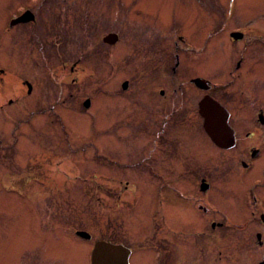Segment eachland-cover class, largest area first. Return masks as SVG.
I'll return each mask as SVG.
<instances>
[{"label":"rangeland","instance_id":"374dc122","mask_svg":"<svg viewBox=\"0 0 264 264\" xmlns=\"http://www.w3.org/2000/svg\"><path fill=\"white\" fill-rule=\"evenodd\" d=\"M25 10L33 20L9 27L10 19ZM236 29L264 33V0H0V137L6 146L16 140L0 158V264H85L96 241L129 239L137 245L150 237L155 228L139 234L144 213L138 203H131L124 184H118L134 177L142 193L146 190L141 178H148L132 169L145 139L138 92L166 88L165 100L173 94L180 97L175 104L179 118L186 120L182 128L193 131L188 121L197 118L193 105L202 93L189 78H208L217 85L212 94L222 100L225 64L236 50L258 59L264 51V41L257 45L251 37L232 46L230 35ZM109 33L119 36L113 47L102 41ZM181 37L175 51L173 43ZM174 54L180 63L176 76L169 78ZM24 79L33 83V97L22 87ZM248 86L245 95L250 94ZM86 99L88 109L83 106ZM10 100H15L13 105H8ZM131 140L136 148L130 153ZM211 146L205 157L212 165L207 182L212 191L218 188L212 201L232 213L257 193L237 185L236 171L234 178L222 182L230 161L240 169L243 160L230 159ZM34 163L40 171L36 175L31 172ZM255 165L251 175L261 179L264 193V159ZM45 171L47 186L41 185ZM18 179L19 189H12ZM77 230L90 240L76 238ZM237 240L227 239L238 249L227 264H252L253 250H239ZM191 243L182 250L186 264L203 246ZM151 246L154 250V239ZM256 252L260 257L264 249ZM142 263L149 264L145 259Z\"/></svg>","mask_w":264,"mask_h":264},{"label":"flooded vegetation","instance_id":"af4514ba","mask_svg":"<svg viewBox=\"0 0 264 264\" xmlns=\"http://www.w3.org/2000/svg\"><path fill=\"white\" fill-rule=\"evenodd\" d=\"M25 12L28 10L10 19V22L15 21ZM9 27L12 28V26ZM232 35L240 37L235 39ZM263 35L264 33L260 34L251 29L243 31L236 29L230 35V43L232 46H237L244 40V37H251L253 38L252 42H257L259 45L264 41ZM118 41L119 36L114 45L103 43L108 47H113ZM178 41L183 42L182 37L174 41L175 51L178 50ZM236 52V55L232 56L225 64L227 75L222 77L225 81L220 84V89H223L222 100L212 94L217 85L207 80L208 78L191 76L188 80L194 89L202 93L200 100L208 96L222 107L224 111L222 123L226 124L228 129L226 132L229 133L227 135L232 132V143L226 148L215 145L205 131L204 119L200 115L198 107L200 100L196 105H193L194 115L197 118L188 121L195 127L191 131V129L182 128L186 126L184 123L186 120L179 118L175 104V101L180 98L179 94V98H174L175 94H173L165 100L164 97L168 94L166 88L149 92L148 87H143L138 92L137 100L141 105L140 110L144 112L141 126L145 127V131H142L145 134V139L142 143L139 163L133 164L132 169L141 171L144 177L148 178V180L141 178V185H145L146 190L142 193L143 190L134 177L120 180L118 184H124V189L132 198L131 203H138L144 213L143 226L140 228L139 234L145 235L144 229L149 226L155 228V232L150 237L147 236L149 240L142 237L137 245L129 239L116 243L109 239L99 240L122 245L129 250V264H143L142 260L144 259L149 264H186L185 253L182 250H187V243L190 242H192L191 244L201 242L203 245L199 247L201 251L193 255L191 264H213L216 259L219 264H227V260L234 254V250H238L234 247L235 244H228L227 239L228 241L238 239L237 241L242 247L239 250H253L251 252L253 255L252 264H264V254L259 257V253L256 252V250L264 249V196L260 194V192L264 194L260 191L263 184L258 176L251 175L256 166L255 162L264 159V55H262L264 51L260 52L259 59L257 54L246 57L241 49ZM174 59V67L167 73L169 78L176 76L175 69L179 67V55L174 54ZM181 67L184 73V68L187 65L182 63ZM73 70L70 68L71 72ZM176 74H179L177 70ZM0 75H3L2 70H0ZM195 80L196 82H194ZM247 81L250 84L249 95H245L249 88ZM1 83L2 81H0ZM124 83L127 84V82ZM122 85V90L126 91L128 84L126 89H123ZM24 86L27 96L33 97L35 90L33 83L24 79L22 87L24 88ZM45 87L47 88L46 85ZM188 99L189 97L186 100ZM14 101H8V105H13ZM157 101L158 104L154 107L153 104ZM2 110L3 105L0 104V111ZM43 116L46 119L44 127H47L45 110ZM146 122L152 124L147 126L144 124ZM131 141L133 144L130 143V153L133 150V145L136 148V142ZM4 142L0 137V158H4L6 147L9 146L7 151L11 152L13 142L14 146L16 144V140H13L12 146H6ZM211 145L230 159L240 158L243 160L240 162V169L234 168L235 162L230 161V167L223 171L224 181L222 182H225L230 176L234 178L233 171H236L237 185L244 191L249 192L252 189L257 193V196L252 194L250 200L244 198L245 203L243 202L244 204L233 209L232 213L215 207L212 201V195H217L218 188L216 191H212L207 182L209 179L211 180L212 165L205 157L211 152L212 149L209 147ZM45 163L47 164V162ZM215 164L216 162H214ZM34 165L35 170L31 172L36 175L40 171L38 163H34ZM138 168L140 169L138 170ZM250 175V180L243 182ZM15 176H18V173ZM25 177L28 180V177ZM44 178L46 182L39 184L47 186V171L44 172ZM19 181L20 179L15 182L12 189H19ZM154 181L155 184H153ZM221 185H227V183H221ZM2 187L0 185V191ZM177 198H181L182 201L186 200V202L180 205ZM42 222L47 224L46 220H42ZM78 232L81 231H75L74 236L83 239L77 235ZM232 237L235 239L232 240ZM153 239L154 250L151 246ZM246 257L248 258V256ZM85 264H90V262Z\"/></svg>","mask_w":264,"mask_h":264},{"label":"water","instance_id":"95a60500","mask_svg":"<svg viewBox=\"0 0 264 264\" xmlns=\"http://www.w3.org/2000/svg\"><path fill=\"white\" fill-rule=\"evenodd\" d=\"M33 20V15L28 11L21 17L11 22V26L17 23H26ZM235 39H238L237 35H232ZM118 40L116 34H109L104 37L103 42L107 45H114ZM196 82V80L194 81ZM123 89L127 88V84L122 85ZM83 106L89 108V100H86ZM199 113L204 119L205 131L210 136L212 142L220 148H226L232 143V132L227 135L228 131L226 124L222 123L223 109L220 104L212 98L205 96L199 104ZM77 235L85 240L90 239V235L85 232H78ZM129 250L122 245L112 244L106 241H97L92 248L90 254V264H129ZM263 264V263H262Z\"/></svg>","mask_w":264,"mask_h":264}]
</instances>
